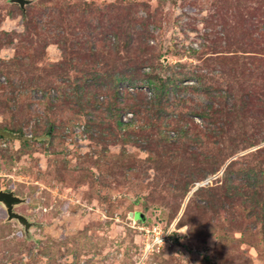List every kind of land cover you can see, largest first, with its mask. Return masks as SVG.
Masks as SVG:
<instances>
[{
  "label": "rangeland",
  "instance_id": "1",
  "mask_svg": "<svg viewBox=\"0 0 264 264\" xmlns=\"http://www.w3.org/2000/svg\"><path fill=\"white\" fill-rule=\"evenodd\" d=\"M30 1L0 0V190L33 223L0 204V264H264V0Z\"/></svg>",
  "mask_w": 264,
  "mask_h": 264
},
{
  "label": "water",
  "instance_id": "2",
  "mask_svg": "<svg viewBox=\"0 0 264 264\" xmlns=\"http://www.w3.org/2000/svg\"><path fill=\"white\" fill-rule=\"evenodd\" d=\"M12 3L18 4L22 9L25 8L26 5H29L31 3L30 0H12ZM26 201L25 199H22L18 195H15L14 192L10 191H3L0 190V204L4 207L7 213V222H13L16 221L25 232L26 237L29 236V230L33 226V223L29 221V218L23 214L18 213L15 211V208L24 204ZM131 217L134 219H142L144 220L145 217L141 215L140 213L131 214Z\"/></svg>",
  "mask_w": 264,
  "mask_h": 264
},
{
  "label": "trees",
  "instance_id": "3",
  "mask_svg": "<svg viewBox=\"0 0 264 264\" xmlns=\"http://www.w3.org/2000/svg\"><path fill=\"white\" fill-rule=\"evenodd\" d=\"M26 8V7H25ZM23 11H24V9H22ZM103 55H105L106 56V54L103 52L102 53ZM97 63L98 64H103V63H105V61L104 62H99V61H97ZM109 76V75H108ZM134 78L133 79H137V80H149V81H155L156 82V80H155V78L153 77L152 78V75H150V74H144V77H142V74H140V73H137L136 71H135V73L132 75ZM128 77V76H127ZM126 76H124V75H122V77H118L117 78V80H115V83L117 82V81H120V80H122L123 78H127ZM130 78H131V75L129 76ZM110 80L112 79V77L111 78H109ZM132 79V80H133ZM162 82V81H161ZM157 84V83H156ZM108 86V85H107ZM105 90H100V88H95L94 87V89H90L88 92H84L85 93V97L84 98H86L87 99V101L88 102H90L92 105L94 104V103H97V95H99V94H104V93H107V92H112V98L113 99H118V93L117 92H115V91H111V90H107V92H104ZM163 93V88L161 89V91H160V93ZM128 97H131V96H129V95H127ZM113 102V101H112ZM162 120V121H161ZM170 121H172V120H169V121H165V120H163L162 118L161 119H158L157 120V122L158 123H160L161 125L162 124H164L165 125V127L166 128H174V129H176V130H178V128H179V126L176 124V126L175 127H171L172 126V122H170ZM6 132H8V135L10 136V137H13L12 136V131H10V130H6ZM51 134V131L47 134V135H50ZM13 138H16L17 140H19V141H22V139H23V137H21V138H17V137H13ZM26 139V138H25ZM27 141V140H26ZM257 191H258V189H257ZM262 191H264V189H259V194H261L262 193ZM263 195H264V193H263ZM262 195V196H263ZM261 196V197H262Z\"/></svg>",
  "mask_w": 264,
  "mask_h": 264
}]
</instances>
